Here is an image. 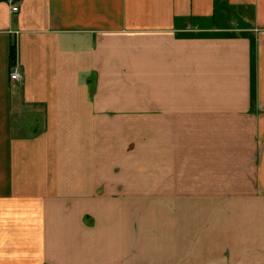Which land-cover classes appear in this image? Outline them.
Masks as SVG:
<instances>
[{
  "label": "crops",
  "instance_id": "crops-1",
  "mask_svg": "<svg viewBox=\"0 0 264 264\" xmlns=\"http://www.w3.org/2000/svg\"><path fill=\"white\" fill-rule=\"evenodd\" d=\"M15 5L0 264H264V0Z\"/></svg>",
  "mask_w": 264,
  "mask_h": 264
},
{
  "label": "built area",
  "instance_id": "built-area-1",
  "mask_svg": "<svg viewBox=\"0 0 264 264\" xmlns=\"http://www.w3.org/2000/svg\"><path fill=\"white\" fill-rule=\"evenodd\" d=\"M10 4L13 6V11L14 12H18L19 11V7L15 5V2H13V0L9 1ZM23 73H22V69L21 66L16 62L13 65L12 71H11V79L15 82V83H19L23 81Z\"/></svg>",
  "mask_w": 264,
  "mask_h": 264
},
{
  "label": "trees",
  "instance_id": "trees-1",
  "mask_svg": "<svg viewBox=\"0 0 264 264\" xmlns=\"http://www.w3.org/2000/svg\"><path fill=\"white\" fill-rule=\"evenodd\" d=\"M11 0H0V2H9ZM20 0H13V2H18ZM15 55H16V47L13 48V59L15 58Z\"/></svg>",
  "mask_w": 264,
  "mask_h": 264
},
{
  "label": "rangeland",
  "instance_id": "rangeland-1",
  "mask_svg": "<svg viewBox=\"0 0 264 264\" xmlns=\"http://www.w3.org/2000/svg\"><path fill=\"white\" fill-rule=\"evenodd\" d=\"M13 63H14V62H13ZM15 63H16V62H15ZM15 63H14V64H15Z\"/></svg>",
  "mask_w": 264,
  "mask_h": 264
}]
</instances>
